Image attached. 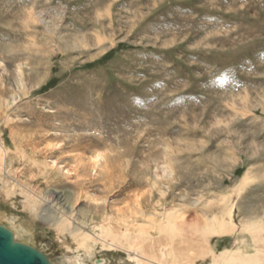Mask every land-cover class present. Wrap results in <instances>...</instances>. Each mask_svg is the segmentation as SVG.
<instances>
[{
    "label": "rangeland",
    "instance_id": "1",
    "mask_svg": "<svg viewBox=\"0 0 264 264\" xmlns=\"http://www.w3.org/2000/svg\"><path fill=\"white\" fill-rule=\"evenodd\" d=\"M0 93V137L15 148L13 130L27 132L28 181L48 200L41 217L20 192L0 211L55 264H134L100 244L68 251L52 225L61 211L92 227L128 203L176 205L189 228L235 199L239 227L264 221V0H0ZM96 150L113 178L90 169ZM246 171L257 178L242 189ZM244 232L210 242L244 238L253 252Z\"/></svg>",
    "mask_w": 264,
    "mask_h": 264
},
{
    "label": "bare ground",
    "instance_id": "2",
    "mask_svg": "<svg viewBox=\"0 0 264 264\" xmlns=\"http://www.w3.org/2000/svg\"><path fill=\"white\" fill-rule=\"evenodd\" d=\"M6 103V96L0 93V107L5 109ZM26 133L21 128L13 130L12 139L15 148L8 147L0 137V196L11 200L17 192H20L23 196L21 203L24 208L31 215L37 214L41 217L43 213L38 207L48 200L41 188L28 181L34 172L33 169L26 167L25 162L30 159V156L21 145V140L26 137ZM15 160L20 162L18 166ZM89 163H91V170L106 168L105 171L110 178L116 174L111 159L109 160L105 151L96 150ZM163 170L164 173L168 170L169 174L172 172L170 167ZM251 172L246 171L240 177L241 188L248 186L257 178H254ZM159 191L162 190L159 189ZM234 200L224 210L222 208L223 212L214 213L212 217L205 215L201 223L198 222L199 224L189 228H186V224L183 223L185 210L176 205L161 212L155 208L146 210L137 203H128L115 213L106 212L107 214H102V217L96 216L97 219L93 217L90 221L92 227L90 223L76 220L63 211L59 214L52 212L55 215L53 216L52 213L50 215L53 216L52 225L62 245L68 251L75 249L91 255L94 247L100 244L106 250L126 251L129 260L134 264H198L199 260L205 261L207 258L209 259L207 264H264V221L242 220L239 227L234 221L237 205V201ZM17 220L19 219L16 216L0 214V224H5L13 232L15 240L33 245L32 232ZM244 231H248L253 238V252L248 251L244 238L240 240L242 246L238 245L239 239H237L238 247L236 248H225L219 252L213 249L210 237L236 235L240 232L245 233ZM69 238L75 244V248L71 245ZM66 259L69 264H86L80 253ZM96 264H105V261L97 260Z\"/></svg>",
    "mask_w": 264,
    "mask_h": 264
},
{
    "label": "water",
    "instance_id": "3",
    "mask_svg": "<svg viewBox=\"0 0 264 264\" xmlns=\"http://www.w3.org/2000/svg\"><path fill=\"white\" fill-rule=\"evenodd\" d=\"M0 264H54L39 247L17 241L13 232L0 224Z\"/></svg>",
    "mask_w": 264,
    "mask_h": 264
}]
</instances>
